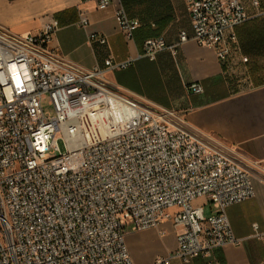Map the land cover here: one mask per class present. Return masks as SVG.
Here are the masks:
<instances>
[{
    "label": "built area",
    "instance_id": "obj_1",
    "mask_svg": "<svg viewBox=\"0 0 264 264\" xmlns=\"http://www.w3.org/2000/svg\"><path fill=\"white\" fill-rule=\"evenodd\" d=\"M184 1L193 39L213 48L236 74L235 57L248 63L235 33L252 18L246 6L241 0ZM251 1L261 14V0ZM110 6L132 40L140 20L121 0H99L100 10ZM79 25H90L83 13ZM58 28L56 20L37 33L0 26V264H134L127 228L154 229L163 221L182 230L176 251L156 264H172V257L189 263L240 245L227 210L255 197L250 172L173 110L151 107L114 85L108 72L132 60L109 57L90 70L64 60L50 48ZM88 40L108 44L101 33H89ZM188 40L185 30L172 46L149 38L144 56L154 61ZM239 75L250 82L245 68ZM188 90L199 94L203 87L193 83ZM204 197L206 205H193ZM255 236L264 240V233Z\"/></svg>",
    "mask_w": 264,
    "mask_h": 264
},
{
    "label": "crops",
    "instance_id": "obj_2",
    "mask_svg": "<svg viewBox=\"0 0 264 264\" xmlns=\"http://www.w3.org/2000/svg\"><path fill=\"white\" fill-rule=\"evenodd\" d=\"M127 13L138 18L141 27L128 40L115 20V6L98 8L99 0H0V26L16 34L37 33L56 20L59 24L50 48L64 60L81 69L132 60L125 69L108 72L109 80L121 91L154 108L173 110L196 135L210 139L223 153L244 167L253 177L255 197L228 208L227 217L240 245L217 248L210 257L199 256L189 263L172 257V264H264V83L253 76L250 56L242 64L232 61L236 74L222 64L213 48L200 46L193 39L191 19L184 0H122ZM251 19L257 14L251 0H241ZM85 14L90 25H79ZM250 19V20H251ZM185 30L189 40L165 49L154 61L144 56V42L162 37L168 46L179 43ZM107 36L105 46L93 45L89 33ZM235 33L238 37L237 27ZM239 40V37H238ZM240 42V40H239ZM243 51V50H242ZM232 69V67L230 66ZM247 70L250 82L239 80ZM255 74V73H254ZM198 83L203 92L192 94L188 87ZM255 226H257L255 228ZM180 227L163 221L158 228L126 233V243L134 264H156L178 246Z\"/></svg>",
    "mask_w": 264,
    "mask_h": 264
},
{
    "label": "trees",
    "instance_id": "obj_3",
    "mask_svg": "<svg viewBox=\"0 0 264 264\" xmlns=\"http://www.w3.org/2000/svg\"><path fill=\"white\" fill-rule=\"evenodd\" d=\"M237 32L244 54L250 56L253 63L250 64L254 70L253 76L255 79L259 77L257 82L264 83V16L256 17L238 26Z\"/></svg>",
    "mask_w": 264,
    "mask_h": 264
},
{
    "label": "rangeland",
    "instance_id": "obj_4",
    "mask_svg": "<svg viewBox=\"0 0 264 264\" xmlns=\"http://www.w3.org/2000/svg\"><path fill=\"white\" fill-rule=\"evenodd\" d=\"M239 43H240V42H239ZM240 47H241V44H240ZM241 51H242V48H241ZM242 53H244V52L242 51ZM248 75H249V74H248ZM59 146H60L61 150L64 151V145H63L62 142H59ZM208 201H209V199H208L207 197H204V198H198V199H196V200L193 202V205H194L195 207L203 206V205H206V204L208 203ZM209 212H210V211H209V208L207 207V208H206V215H208ZM129 230H131V229H130V226L127 228L126 232L129 231Z\"/></svg>",
    "mask_w": 264,
    "mask_h": 264
}]
</instances>
